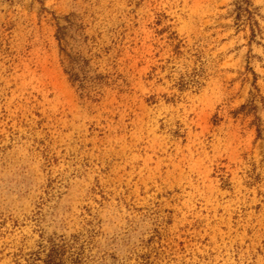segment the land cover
<instances>
[{"label":"rangeland","instance_id":"obj_1","mask_svg":"<svg viewBox=\"0 0 264 264\" xmlns=\"http://www.w3.org/2000/svg\"><path fill=\"white\" fill-rule=\"evenodd\" d=\"M0 264H264V0H0Z\"/></svg>","mask_w":264,"mask_h":264}]
</instances>
